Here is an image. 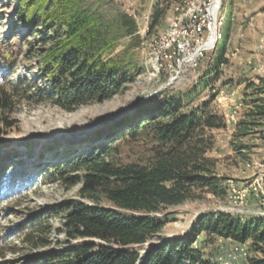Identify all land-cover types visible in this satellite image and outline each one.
Listing matches in <instances>:
<instances>
[{"label":"trees","instance_id":"trees-1","mask_svg":"<svg viewBox=\"0 0 264 264\" xmlns=\"http://www.w3.org/2000/svg\"><path fill=\"white\" fill-rule=\"evenodd\" d=\"M84 1H18L11 33L0 44V124L5 129L13 126L4 115L11 108L17 91L28 93L25 96L34 102L47 101L72 112L81 106L111 99L134 76L135 69L127 68L125 63V53H115V40L108 36L109 23L103 22L96 9L84 5ZM160 16L156 9L152 24ZM123 20L130 26L129 34H133L134 22L127 17ZM17 26L37 37L26 43L25 39L14 35ZM24 44L29 52L38 44L41 46L37 54L40 85L23 79L6 83L9 72L23 53ZM247 86L255 87L253 83ZM254 91L251 106L237 124L239 136L243 138L264 134L262 88L256 87ZM190 101L187 94L160 92L133 115L111 127L109 135H114L105 144L85 155L70 157L71 151L60 154L63 163L58 162L49 169L53 178L83 172L79 196L90 204L71 202L64 207L58 233L64 234L67 243L88 242L71 246L63 253L50 254L46 256L47 261L53 259L58 264H215L203 250L194 247L196 240L204 235L205 244L218 240L248 244V264H264V221L241 220L220 212L199 216L184 238L161 241L144 254L137 249L162 232L165 223L156 215L163 208L199 201L206 194L219 199L227 194L226 179L218 173L217 160L209 156L215 145L212 132L225 128L223 118L212 109L211 99L195 107L189 106ZM138 139L150 143L148 155L131 163L118 160V146L111 147L113 142ZM26 147L30 155L32 147ZM55 147L52 145L46 150H56ZM15 154L14 150H7L0 160L11 162ZM9 188L14 190V183ZM103 200L111 207L100 206ZM28 227L31 230L23 241L34 249L48 243L45 237L49 228H44L40 219ZM35 260L37 256L31 262Z\"/></svg>","mask_w":264,"mask_h":264},{"label":"rangeland","instance_id":"rangeland-1","mask_svg":"<svg viewBox=\"0 0 264 264\" xmlns=\"http://www.w3.org/2000/svg\"><path fill=\"white\" fill-rule=\"evenodd\" d=\"M18 1L0 0V44L11 33ZM182 3V0L84 1V5L96 9L103 22L109 23L108 36L115 40V53L124 52L127 68L135 69L134 76L111 99L66 112L47 101L34 102L25 96L28 93L14 94L13 104L4 115L13 126L5 129L0 124V158L7 150L16 153L11 162L0 160V264H58L53 259L47 261L46 256L88 242L67 243L64 234L58 233L64 207L71 202L90 204L79 196L84 173L63 174L55 179L49 169L58 162L63 163L60 154L64 151H71L70 157H76L105 144L114 135H109L111 127L133 115L160 92L187 94L190 107L212 100L211 107L223 118L225 128L212 132L215 145L209 156L217 160L218 173L226 179L227 194L222 199L206 194L199 201L163 208L156 215L165 223L162 232L137 249L144 254L161 241L184 238L203 214L220 212L241 220L264 221L263 217L256 216L264 213L256 210L264 209V189L259 188L258 193H251L252 199L239 204V193L258 176L256 164L264 163V134L243 138L237 130L238 122L255 97L254 88L261 87L264 97V0H223L224 39L195 66L185 65L179 70L172 60L157 63L154 49L175 23L176 4L181 7ZM156 9L161 16L152 24ZM124 17L134 22L133 34H129L130 26L124 24ZM14 35L26 43L37 37L21 26H17ZM39 48L38 44L29 52L26 44L23 45V53L6 83L23 79L40 85ZM173 78L176 79L173 81ZM249 83L255 87L248 88ZM43 84L47 86L46 82ZM52 145L57 149L46 150ZM26 146L32 147L30 155L26 153ZM116 146L118 160L131 163L148 155L150 143L142 139L115 141L111 147ZM11 183H14L12 191ZM100 206L111 207L104 200ZM39 219L44 228H49L45 237L48 243L34 249L22 239L31 230L28 226ZM8 231L10 235L2 234ZM205 242V236L201 235L194 247L203 250L213 263L248 264V244L229 240ZM90 243L99 244L98 241ZM34 256L37 260L31 262Z\"/></svg>","mask_w":264,"mask_h":264},{"label":"built area","instance_id":"built-area-1","mask_svg":"<svg viewBox=\"0 0 264 264\" xmlns=\"http://www.w3.org/2000/svg\"><path fill=\"white\" fill-rule=\"evenodd\" d=\"M190 1H197L196 11H189ZM215 13L216 0H184L182 12L177 13L174 27L166 37H162L159 45L154 49L157 52V63L174 59L177 69L180 70L185 59L192 56L186 66H195L201 58L209 55L214 29H216L214 27ZM250 198L252 199L248 186L239 193V204ZM256 210L264 211V209Z\"/></svg>","mask_w":264,"mask_h":264},{"label":"bare ground","instance_id":"bare-ground-1","mask_svg":"<svg viewBox=\"0 0 264 264\" xmlns=\"http://www.w3.org/2000/svg\"><path fill=\"white\" fill-rule=\"evenodd\" d=\"M183 1L184 0H182V2ZM201 1H209V0H201ZM179 8L181 9L180 12H182V6L180 7V5H179ZM222 9H223V0H216V13L214 16V27H216V29H214V37L212 38V41L210 44V52H212L216 48L217 44L224 39V33L222 30L225 26V19H224V16L222 14ZM196 10H197V1H190L189 2V11H196ZM174 25H175V23L170 26L168 31L165 33L164 37L167 36V34L169 33V31H171V28H173ZM191 58H192V56L185 59L182 62L180 68L182 66L186 65L190 61ZM171 60L174 61V59H167V62L171 61ZM257 166H258V173H257L258 176L254 180L255 182L251 183V185H249L251 193H258L259 188L261 189V186L264 187V163L256 164V167ZM258 179H260V180H258ZM234 211L235 210H225V212H228V213L234 212Z\"/></svg>","mask_w":264,"mask_h":264},{"label":"crops","instance_id":"crops-1","mask_svg":"<svg viewBox=\"0 0 264 264\" xmlns=\"http://www.w3.org/2000/svg\"><path fill=\"white\" fill-rule=\"evenodd\" d=\"M180 11H181V9H179V5L176 4L175 12L178 13V12H180ZM224 29H225V26H224L223 30H224ZM223 30H222V31H223ZM223 33L225 34L224 31H223ZM262 189H264V187H261L260 191H261ZM260 191H259V192H260ZM252 214L254 215V213H252ZM256 216H260V217H263V218H264V213H258V214H256Z\"/></svg>","mask_w":264,"mask_h":264},{"label":"water","instance_id":"water-1","mask_svg":"<svg viewBox=\"0 0 264 264\" xmlns=\"http://www.w3.org/2000/svg\"><path fill=\"white\" fill-rule=\"evenodd\" d=\"M176 78H173V81L175 80ZM173 81H171L170 83L172 84L173 83Z\"/></svg>","mask_w":264,"mask_h":264}]
</instances>
